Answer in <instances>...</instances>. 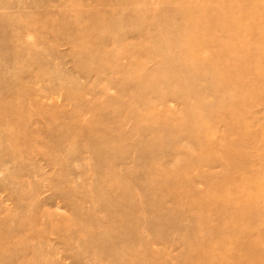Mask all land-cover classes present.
Here are the masks:
<instances>
[{"label": "rangeland", "instance_id": "rangeland-1", "mask_svg": "<svg viewBox=\"0 0 264 264\" xmlns=\"http://www.w3.org/2000/svg\"><path fill=\"white\" fill-rule=\"evenodd\" d=\"M0 264H264V0H0Z\"/></svg>", "mask_w": 264, "mask_h": 264}]
</instances>
